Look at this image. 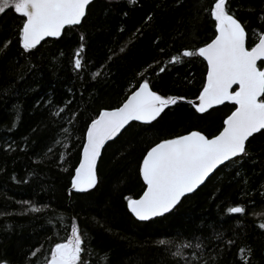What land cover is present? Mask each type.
I'll list each match as a JSON object with an SVG mask.
<instances>
[{"label": "trees", "instance_id": "obj_1", "mask_svg": "<svg viewBox=\"0 0 264 264\" xmlns=\"http://www.w3.org/2000/svg\"><path fill=\"white\" fill-rule=\"evenodd\" d=\"M213 4L95 0L81 25L31 54L16 35L26 18L9 9L0 19V41H12L0 48V262L46 264L55 244L78 227L92 253L82 257L88 264H264V132L249 139L240 164L219 168L171 213L141 222L127 207L146 190L140 169L150 147L189 131L212 137L237 107L229 102L196 112L207 62L181 55L214 39ZM228 7L258 40L264 0H228ZM77 52L80 70L74 67ZM145 79L158 94L182 99L151 125L131 123L105 147L97 187L74 191L91 121L121 106ZM231 206L245 213H229ZM187 243L192 247L175 257Z\"/></svg>", "mask_w": 264, "mask_h": 264}, {"label": "snow or ice", "instance_id": "obj_2", "mask_svg": "<svg viewBox=\"0 0 264 264\" xmlns=\"http://www.w3.org/2000/svg\"><path fill=\"white\" fill-rule=\"evenodd\" d=\"M129 2L135 4L136 0ZM92 3L93 0H0V19L9 9L18 14V18H26L16 29V35L24 52L31 54L46 38H59L66 28L81 25ZM209 16L215 22L214 39L198 50H185L181 54L185 58L200 57L207 62L206 84L198 96L199 103L194 105L195 111L207 113L226 102L238 107L223 121L222 131L212 138L200 131H189L164 139L146 151L140 169L146 191L139 199H128L127 204L140 221H150L172 212L184 197L204 185L221 166L230 168L240 164L248 155L246 142L254 134L264 132V35L257 40L256 30L251 34L246 31L245 25L231 14L228 0H214ZM11 43V39L6 38L0 41V48L6 49ZM173 59L182 62L179 58ZM74 67L77 70L83 67L79 52ZM3 94L8 95L7 89ZM179 99L182 98L158 94L145 79L122 106L100 112L87 128L82 161L75 169L72 188L77 192L95 189L97 164L105 145L134 121L151 125ZM14 115L19 118V106H14ZM30 210L40 211L38 208ZM227 211L244 214L245 208L231 206ZM260 227L264 228V224ZM189 247L191 243L181 244L174 256L182 257V249ZM39 251L37 248L31 255L36 257ZM86 253L92 255L87 252L78 227H73L66 242L55 244L46 264H88L82 259Z\"/></svg>", "mask_w": 264, "mask_h": 264}, {"label": "water", "instance_id": "obj_3", "mask_svg": "<svg viewBox=\"0 0 264 264\" xmlns=\"http://www.w3.org/2000/svg\"><path fill=\"white\" fill-rule=\"evenodd\" d=\"M94 1H95V0H93V2H94ZM262 35H264V33H263ZM51 38H54V37H48V38H46L45 40H47V39H51ZM45 40H44V41H45ZM44 41H41V43L44 42ZM262 70H264V69H262ZM234 88H238V86H234ZM136 90H138V88H137ZM136 90H135V91H136ZM132 93H133V92H132ZM132 93H131V94H132ZM131 94H130V95H131ZM130 95H129V96H130ZM195 103L198 104V103H199V100H197ZM227 103H229V102H226L225 104H227ZM225 104H224V105H225ZM121 106H122V105H121ZM221 106H223V105L214 106L213 108H217V107H221ZM119 107H120V106H119ZM237 107H238V106H237ZM213 108H212V109H213ZM114 109H115V108H114ZM106 110H113V109H106ZM209 110H210V109H209ZM103 111H104V110H103ZM134 122H135V121H134ZM132 123H133V122H132ZM140 123H143V122H140ZM89 126H90V125H89ZM128 126H129V125H128ZM128 126H126V128H127ZM124 131H125V130H122V133H123ZM221 131H222V130H221ZM122 133H121V134H122ZM121 134H120V135H121ZM218 134H219V133H218ZM256 134H257V133H256ZM120 135H119V136H120ZM216 135H217V134H216ZM254 135H255V134H254ZM254 135H253V136H254ZM119 136H118V137H119ZM253 136H252V137H253ZM118 137H116L115 139H117ZM212 137H213V136H212ZM212 137H209V138H212ZM250 138H251V137H250ZM250 138H249V139H250ZM115 139H114V140H115ZM114 140H113V141H114ZM110 142H112V141H109V142L105 145V147H106ZM85 143H86V141H85ZM246 146H247V142H246ZM104 149H105V148H104ZM104 149H102V155H103V151H104ZM102 155H101V158H102ZM101 158H100V160H101ZM100 160L98 161V164H99ZM81 161H82V155H81V160H80V162H81ZM98 164H97V168H98ZM78 167H79V165H78ZM78 167H77V168H78ZM221 167H222V166H221ZM221 167H220V168H221ZM217 170H218V169H217ZM215 173H216V172H215ZM215 173H213L212 176H213ZM74 175H75V174H74ZM212 176H211V177H212ZM211 177H210V178H211ZM206 182H207V181H206ZM206 182H205V183H206ZM202 186H203V185H201L200 187H202ZM146 188H147V187H146ZM198 189H199V188H198ZM198 189H197V190H198ZM73 190L76 191L75 189H73ZM197 190H196V191H197ZM145 191H146V190H145ZM196 191H195V192H196ZM191 194H193V193H191ZM191 194H188L187 196H189V195H191ZM142 195H143V194H142ZM142 195H141V196H142ZM141 196H140V197H141ZM187 196H186V197H187ZM140 197H138V198H136V199H139ZM184 198H185V197H184ZM184 198H183V199H184ZM183 199H182V200H183ZM177 206H178V205H177ZM173 210H174V209H173ZM131 213H132V212H131ZM170 213H171V212H170ZM166 214H169V213H166ZM166 214H165V215H166ZM132 215L135 217V215H134L133 213H132ZM135 218H136V217H135ZM155 218H158V217H154L153 219H155ZM136 219L139 220L138 218H136ZM139 221H140V220H139ZM141 222H147V221H141Z\"/></svg>", "mask_w": 264, "mask_h": 264}]
</instances>
